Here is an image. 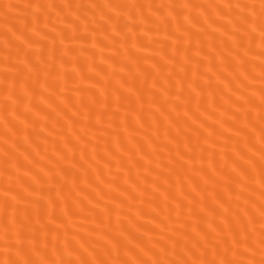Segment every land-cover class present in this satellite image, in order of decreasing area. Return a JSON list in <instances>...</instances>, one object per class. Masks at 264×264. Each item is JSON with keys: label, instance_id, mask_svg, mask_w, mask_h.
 Masks as SVG:
<instances>
[{"label": "bare ground", "instance_id": "1", "mask_svg": "<svg viewBox=\"0 0 264 264\" xmlns=\"http://www.w3.org/2000/svg\"><path fill=\"white\" fill-rule=\"evenodd\" d=\"M0 264H264V0H0Z\"/></svg>", "mask_w": 264, "mask_h": 264}]
</instances>
